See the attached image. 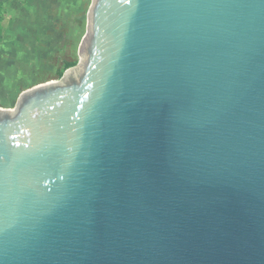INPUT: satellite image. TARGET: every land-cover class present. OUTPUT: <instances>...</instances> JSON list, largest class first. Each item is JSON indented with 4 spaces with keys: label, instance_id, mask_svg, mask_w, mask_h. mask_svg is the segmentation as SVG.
Returning a JSON list of instances; mask_svg holds the SVG:
<instances>
[{
    "label": "water",
    "instance_id": "95a60500",
    "mask_svg": "<svg viewBox=\"0 0 264 264\" xmlns=\"http://www.w3.org/2000/svg\"><path fill=\"white\" fill-rule=\"evenodd\" d=\"M79 54L0 108V264H264V0H92Z\"/></svg>",
    "mask_w": 264,
    "mask_h": 264
},
{
    "label": "rangeland",
    "instance_id": "374dc122",
    "mask_svg": "<svg viewBox=\"0 0 264 264\" xmlns=\"http://www.w3.org/2000/svg\"><path fill=\"white\" fill-rule=\"evenodd\" d=\"M91 2L0 0V108L13 109L25 90L80 68Z\"/></svg>",
    "mask_w": 264,
    "mask_h": 264
},
{
    "label": "trees",
    "instance_id": "16d2710c",
    "mask_svg": "<svg viewBox=\"0 0 264 264\" xmlns=\"http://www.w3.org/2000/svg\"><path fill=\"white\" fill-rule=\"evenodd\" d=\"M72 65H68V67H71Z\"/></svg>",
    "mask_w": 264,
    "mask_h": 264
}]
</instances>
